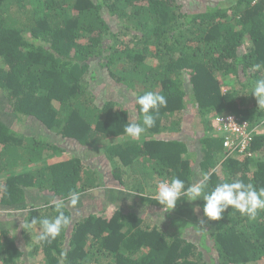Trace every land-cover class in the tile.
<instances>
[{"label":"trees","instance_id":"obj_1","mask_svg":"<svg viewBox=\"0 0 264 264\" xmlns=\"http://www.w3.org/2000/svg\"><path fill=\"white\" fill-rule=\"evenodd\" d=\"M98 70L132 95L136 117L97 101L90 86ZM261 77L264 0H219L198 10L184 0H0V264H35L30 259L41 254L37 264H264V211L249 220L229 207L212 221L202 198L164 211L154 197L142 196L141 185L152 172L161 182L179 177L186 187L204 173L210 188L235 179L264 187V110L250 94L251 81ZM148 91L164 95L167 107L131 141L123 129L142 120L136 97ZM187 108L201 126L192 139L179 135ZM226 112L257 126L251 156L224 150L212 116ZM26 117L60 141L17 130ZM71 141L105 155L111 182L120 187L110 190L109 201L87 197L103 178L63 152ZM72 191L80 193L75 207L85 201L95 213L80 214L51 244L27 250L28 223L54 218L51 202ZM138 194L167 225L122 209ZM187 204L198 209L194 216L173 214ZM71 209L66 201L73 217ZM21 211L22 225L6 220V213Z\"/></svg>","mask_w":264,"mask_h":264},{"label":"clouds","instance_id":"obj_2","mask_svg":"<svg viewBox=\"0 0 264 264\" xmlns=\"http://www.w3.org/2000/svg\"><path fill=\"white\" fill-rule=\"evenodd\" d=\"M260 67L259 64L254 65V70H259ZM250 94L255 97L257 108L264 110V77L251 81ZM136 103L140 106L142 120L127 123L123 129L131 141H139L149 129L153 128L160 109L167 107L166 97L154 91L138 95ZM181 158L188 157L183 155ZM136 193L137 191H131L129 195L134 196ZM200 198L204 201V217L212 221L220 220L229 207L249 220H255L258 214L264 211V187L257 189L251 183L246 184L240 179H235L230 183L222 182L210 188V176L207 173L202 174V179L198 182L187 187L184 180L175 176L170 181H162L158 183L154 196V200L163 207L164 211L173 210L182 199L192 202ZM66 201L67 204L76 206L80 201V193L72 191L64 200L51 202L57 213L54 218L31 220V224L40 225L39 234L36 236L37 243L51 244L70 226L72 217L65 213ZM33 210L39 211V208ZM201 223L204 221L201 220Z\"/></svg>","mask_w":264,"mask_h":264},{"label":"rangeland","instance_id":"obj_3","mask_svg":"<svg viewBox=\"0 0 264 264\" xmlns=\"http://www.w3.org/2000/svg\"><path fill=\"white\" fill-rule=\"evenodd\" d=\"M188 2L189 6H192L194 10H198L200 8H205L208 5L215 4L216 2H219V0H184ZM223 5H228L232 3V0H222ZM192 9V8H191ZM193 10V9H192ZM92 90L94 89L97 96V101L101 104L102 100H109L114 103L115 108H121L126 107L128 109L130 117L134 118L136 117V108H135V100L133 99L132 95L126 90L124 86H121L119 84L112 83L110 78H108L107 74L103 71L98 70L96 75V80L92 82V85L90 86ZM226 88V87H225ZM223 88V90H225ZM213 117V116H212ZM17 130L22 131L23 133L32 135L34 137H42L45 138L46 136H50L51 142H58L60 141V138H58L54 133L47 131L45 127L38 121L34 120L32 117H26L19 123V127ZM201 126L198 121V116L194 109L187 108L184 111V118L182 122V129L180 130L179 134L182 135L184 138H190L192 139V134H196L200 132ZM194 132V133H192ZM121 140V139H118ZM191 151L197 150V144L192 141L191 143ZM66 152L68 154L74 155V156H80L84 163H86L91 169L97 171L100 173V176L103 178V184L101 186H97L93 188L92 191L88 194V198L92 201H95V203H99L100 200L109 201V192L113 188H120L119 184L116 182H111V177L108 174V172L111 169V165L108 163V160L105 158V155L102 153L101 150H95L92 149L90 146L88 147H82L78 145L77 143L71 141L68 145H64L63 152ZM62 152V153H63ZM62 155L59 156L62 157ZM50 158H57L56 155ZM130 172H134L137 175H142L140 172H137V170L133 169V171L129 170ZM145 172H150V170H146ZM151 176H145L144 178H141V180H144V182L141 183V185L144 187L145 191L142 193V196H155L156 187L158 183L161 182L160 176L154 175V173L151 172ZM196 177H199V171H195ZM156 185V187H154ZM139 195V194H138ZM40 198L37 200L39 201V204L43 203V197L39 195ZM86 197V198H87ZM142 198V197H141ZM137 203H124L122 205V209L126 208L128 211H135V213L138 216H145L147 220H149L151 223L154 221H157L160 226L167 225L166 220L160 219L157 215H155L154 211L151 210V208L148 207V204L143 199H140V195L134 198ZM144 202H141V201ZM93 204L87 205L85 201H82V203L78 207H73L71 209V213L73 215V219L75 217L81 215H87L88 213L92 212L95 213L97 210L96 206H93ZM117 206V205H115ZM190 205L187 204L183 207L178 208V211H175L173 214L177 216L179 219H185L190 218L194 216L198 209L194 207L191 204L192 208H189ZM121 208V207H120ZM191 212L192 215H191ZM26 211L21 212H15L11 215V213H6V220H15L18 224H23V219L25 217ZM176 213V214H175ZM168 228V227H167ZM27 235L29 237L28 243L26 244V249H30L33 244L36 242V236L39 234L40 228L36 224H29L27 225ZM19 237V236H18ZM19 239H21L19 237ZM25 240H21L19 243L21 245L24 244ZM27 241V240H26ZM43 260V255H34L30 262H33L35 264L39 263V261Z\"/></svg>","mask_w":264,"mask_h":264},{"label":"built area","instance_id":"obj_4","mask_svg":"<svg viewBox=\"0 0 264 264\" xmlns=\"http://www.w3.org/2000/svg\"><path fill=\"white\" fill-rule=\"evenodd\" d=\"M212 125L222 136V146L230 155L238 152L239 155L251 156L247 150L257 126H251L241 117L233 113H223L212 117Z\"/></svg>","mask_w":264,"mask_h":264}]
</instances>
